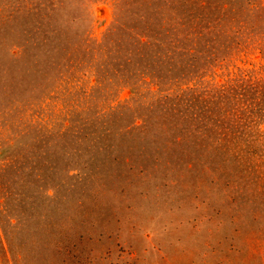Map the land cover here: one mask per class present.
<instances>
[{
    "label": "rangeland",
    "instance_id": "374dc122",
    "mask_svg": "<svg viewBox=\"0 0 264 264\" xmlns=\"http://www.w3.org/2000/svg\"><path fill=\"white\" fill-rule=\"evenodd\" d=\"M226 96L264 106V0H0V264H264L248 180L144 125L182 104L240 170L264 117L228 105L226 147Z\"/></svg>",
    "mask_w": 264,
    "mask_h": 264
},
{
    "label": "trees",
    "instance_id": "16d2710c",
    "mask_svg": "<svg viewBox=\"0 0 264 264\" xmlns=\"http://www.w3.org/2000/svg\"><path fill=\"white\" fill-rule=\"evenodd\" d=\"M175 25H176L175 28L177 30H182L183 27L185 26V24L180 23V22H176ZM189 91L192 92L194 90L190 89ZM220 101H224V106H219V105L216 106V111L218 113L217 115H215L216 124L212 123L211 125L213 126L215 125L214 127L218 125L220 127L221 129L220 133H223L222 141L225 143L226 147L228 145L227 142L229 143L231 141L237 142V139L239 142V139H240V135L239 133L237 135L236 130L233 131L229 129L227 126L225 127L224 123H225V120L227 119L226 117H229V113L231 112L229 111L227 113L228 105H230L231 109H234L235 113L240 114L239 121L241 123L243 119H246L248 117H250L251 119L255 117L257 122L259 121V119H262V117H264V106L262 105V103L254 102L255 105L252 106V110L253 112L257 113L255 115L244 104H243L244 108L242 106V111L239 110L238 107L237 109L234 108L236 105V102H232L231 96L229 97L226 96V98H223L222 100L219 99L213 103H217ZM185 105L188 106L187 103ZM181 106L182 104L179 105V108L177 109V111H173L175 113L173 112L164 113L162 116L158 117L157 118L158 120H155L151 125L144 123V125L146 126L145 129H148L150 131L155 130L156 134L162 137V140L164 141V145H163V148L165 147L164 156L160 158V161H166V160H169V158L170 160H172L171 155L173 156L175 148H178L180 145H183V146H187V149L190 151L191 158L195 159L197 162L204 164L207 160H209L211 162H216V164H218L216 168L220 169L221 171L219 170L218 172L216 169L215 171L218 172L217 174H219V179L224 184L225 193L227 192V190L230 191V185L234 184L233 181L236 182L237 179L245 178L246 180H248L249 185L247 184V187L243 193L250 192L251 194H254V195L248 198H245L244 200L240 202L242 204V209L247 208L249 210L254 211L252 213V218L256 219L260 217L258 219L259 221H256V222H258V224H262L264 220V202L259 198L258 196L259 194L256 192V189L262 190L264 192V131H258V129H256V126L254 129L243 131V126H238V128H241L240 134L245 136L246 138L245 140H248V138L249 139L251 138V141L249 143L251 144L252 149H251V152L247 151L248 153H246L248 154V156L246 157L248 164L247 165L242 164V166H240V170L232 171V168H233L232 165L237 166L235 164V161L239 157L237 156L236 158H234L235 157L234 155L235 147L234 146L228 147V152L227 153L223 152V154L219 155V157L215 156L213 157L214 159L208 158L207 155L204 152H202L203 149L196 148L197 147L196 140L192 139L194 137L193 136L194 134L201 133V128L196 125V121L192 117L193 116L192 112L190 114H187L184 110H182ZM169 109L173 110V108H169ZM194 109H199L200 112L201 111L203 112L206 110V108L204 107V105L202 106V103L200 101L197 103L195 107H193V110ZM207 111L210 113L209 109H207ZM246 112H247V115L244 114ZM179 114H184V116L181 115L180 117ZM202 124L206 125L205 120L202 122ZM242 124L245 125L244 123ZM177 125H180L179 130L181 131L182 134H180L179 136L182 137V140L175 143L173 142L172 139L174 138L175 132L178 131ZM209 127H210V124H209ZM171 132L174 134H171ZM209 132H211L212 134L217 133L215 131H209ZM227 132H234L235 134H233V136L230 138H225L224 135H227ZM129 138L131 140H135V137L133 136V134L130 135ZM173 144L175 146L171 148L172 147L171 145ZM169 148H170V151L169 150L167 151L166 149H169ZM200 152H202L201 155H200ZM219 163H222L220 167H219ZM239 172L240 174H238ZM242 189H244V186H242Z\"/></svg>",
    "mask_w": 264,
    "mask_h": 264
}]
</instances>
